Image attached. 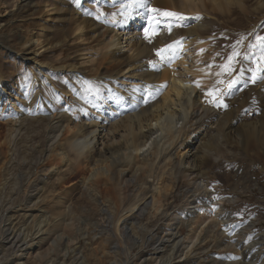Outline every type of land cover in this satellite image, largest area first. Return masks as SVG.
Wrapping results in <instances>:
<instances>
[{"label":"bare ground","instance_id":"1","mask_svg":"<svg viewBox=\"0 0 264 264\" xmlns=\"http://www.w3.org/2000/svg\"><path fill=\"white\" fill-rule=\"evenodd\" d=\"M259 1L260 6H264V0ZM96 2L108 4L107 10L101 9L106 18L101 25L85 21L80 7L70 19L74 23L71 38L80 41L81 72L74 75L78 90L64 93L67 97L64 107L53 109L49 100L48 106L42 108L34 104L39 102L36 96H11L0 84V102L7 97L11 105V114L3 118L5 124L0 123V127L7 128L4 139L0 137V175L1 180L5 179L4 186L9 184L8 179L13 174L18 180L14 173V163L21 156L17 153L18 144L27 138L30 125L37 126L41 136L30 146L34 160L22 157L21 163L28 166L29 173L23 174L19 192L12 187L13 195L5 194L2 198L0 191V206L26 218L33 217L34 210L42 211L45 202L53 203L54 211H58L55 206L62 203V195L69 190L65 182L82 168L88 177L83 181L90 187L100 188L99 192L91 194L104 208L100 216L105 221L97 225L102 228L103 224V231L109 236L112 233L119 243L128 241L129 246L118 247L126 255L133 246L142 251L152 242L156 264H202L200 256L206 253L202 243L212 238L213 246L219 250L217 259H211L213 264L259 263L264 255V233L254 234V222L232 221V215L223 211V205L217 212L218 208L208 196L205 158L216 164L215 158L231 152L218 151L202 143L207 128L220 116L208 106L215 99L212 95L218 90L220 77L212 69L213 63L218 61L217 55L212 56V45L200 31L206 26L205 19L211 17L209 12L232 16L237 5L248 16L247 0H143V6L134 4L133 0H87L84 5ZM152 9L178 13V19L168 20L184 28L185 35L174 47L172 45L165 58L159 57L150 45L148 32L160 20ZM26 43H31L33 49L41 45V49L45 48L43 42L33 38ZM105 60L117 65L119 71L115 75H99ZM31 61V70L38 76L41 67L35 60ZM206 65H211V70ZM35 82L40 79H34L29 85ZM83 86L88 90L83 91ZM147 96H150L149 102L145 100ZM87 110L89 114L85 115ZM1 115L4 117L3 112L0 118ZM231 116L232 113L226 121V129H220L217 124V133L239 150L240 144H245L246 154L253 156L257 163L264 162V124L257 129L261 121H253L240 128L237 117L232 122ZM148 166L149 175L145 176L142 170ZM257 178L264 189V178ZM184 181L188 187H183ZM173 196L187 199L188 203L180 209L169 206L167 202ZM48 213L40 214L37 236L44 235ZM161 216L163 225L155 230L149 228ZM183 224L191 229L188 237L180 233ZM14 233L10 217L4 234L12 241ZM250 237L252 242L244 241V238L249 241ZM5 240L10 244L8 238ZM38 240L27 242L25 250L32 252ZM12 244L13 248L15 243L12 241ZM118 249L116 254L120 253ZM165 254H168L167 260H163ZM21 255L18 261L24 264L26 255ZM196 257L198 259H194ZM125 263L133 264L128 260Z\"/></svg>","mask_w":264,"mask_h":264},{"label":"rangeland","instance_id":"2","mask_svg":"<svg viewBox=\"0 0 264 264\" xmlns=\"http://www.w3.org/2000/svg\"><path fill=\"white\" fill-rule=\"evenodd\" d=\"M86 2L87 0H79L78 3L77 0H0V84L11 96H24L25 94L36 96L39 102L34 104L41 105L43 108L50 102L52 108L57 109L59 106L66 105L67 97L64 93H67L68 90H78L79 87L75 85L77 79L74 75L81 72L79 68L82 51L78 47L80 41L71 38L74 34V23L70 19L74 17L77 8L80 7V15L85 21L101 25L106 19L101 9L104 7L107 10L108 7L106 2L103 4L96 2L94 5L86 7L84 5ZM247 2L250 9L248 16L241 12L237 5H234L232 16L209 12L211 17L205 19L206 26L200 31V34L205 36V39L212 45V56L217 55L218 61L213 63L212 69L220 77L218 90L212 95L215 99L208 103L211 110H216L220 116L211 125L212 127L207 128L208 133L202 143H204L203 146L208 144L215 150H222V152L228 150V153L233 154L229 153L222 158L214 157L216 164L211 162L212 159L205 158L204 163L208 164L206 169L208 177L206 176L205 180L209 185V199L218 208L217 212L221 211L220 208L223 205V211L232 215V221L241 224L254 222V234L257 235L264 233V189L261 186L263 183L257 178L258 176L264 178V167H261L264 166V162L257 163L253 160V156L246 154L243 150L245 144H240L242 146L240 150L234 145L227 144L216 129L218 123L222 127L220 129L227 128L226 121L230 113H232L230 120L233 122L237 117V125H240V128L251 125L253 121H261L257 124V129L264 124V82L262 81L264 39H259L264 38V6H260L259 0H247ZM46 5L49 6L48 9ZM158 10L156 17L160 20L156 21L158 23L148 32V36L151 37L150 45L151 48H154V52L159 57L165 58L167 57L166 53L177 42H180L185 34H183V26L171 21L180 17L178 13V16H165L163 15L165 11ZM173 11L179 12L180 10ZM181 13L183 14V10ZM166 20L168 21L166 22ZM173 30H176V34H173ZM31 38L43 42L45 48L41 49V45L33 49L31 43H26ZM21 49L22 51H20ZM35 51H37L36 59L33 55ZM18 52L20 53L17 55ZM31 60H35L41 67L38 76L34 75L31 70L33 64ZM103 62L99 72L101 77L113 76L119 71L116 64L112 65L106 60ZM210 66H208L209 70H211ZM59 67H63V70ZM89 69L86 68L89 71L88 76L90 75ZM32 76L35 77L32 78ZM38 78L40 82L31 84L33 87L29 85L31 81L33 83L34 79ZM2 88H0V92ZM63 89L65 91H62ZM82 89L83 91L88 90L85 86ZM149 97L147 96L145 99L148 102ZM23 104L26 105L24 102ZM10 107L9 98L5 97L4 100H1L0 113L3 112L4 117L1 115L0 123L3 122V118L9 117L11 114ZM82 109L86 110V108ZM76 114L74 115L77 116ZM88 114L89 110L85 115ZM3 124L5 123L3 122ZM31 126L30 133L26 134L27 138L22 139L18 144L19 151L17 153L21 156L14 163V173H17L18 180L13 174V177L11 175L8 179L9 184L4 186L5 179L2 178V181L0 175L2 198L5 194H12V187H16L15 191L19 192L18 187L23 182V174H26L27 171L29 173L28 166L21 163L22 157L27 161L29 159L33 161L34 152L32 153L30 146L33 145L34 140L41 138L37 132L38 127ZM35 131L36 133H34ZM6 134L7 128L1 126L0 137L2 140ZM216 135L217 138H212ZM149 171L150 167L148 166L142 170V173L147 176ZM86 173L81 168V171H77L71 179H67L65 184L69 190L67 189L68 191L62 195V203L55 206L59 212L54 211L53 203L45 202L42 211L29 210L32 211L33 217L26 218L21 213L11 214L9 210L0 206V236H2L0 264H19L18 259L22 256L21 254L26 255L24 264H126L127 260L133 264L157 263V258L153 255L152 242L147 243L142 251L137 246H133L134 248L129 251V256L120 250L121 248L118 249L120 246L122 248L129 246L128 241L126 244L119 243L112 233L109 236L103 231V224L102 228L97 225V222L103 220L101 209L104 208L95 202L93 199L95 196L91 194L99 192L100 188L90 187L83 181L85 177L88 178ZM184 182L183 187H188ZM15 184L16 186H14ZM182 201L184 199H177L173 196V199L171 198L167 204L172 207L175 205L177 209H180V206L188 203L185 202L187 199ZM44 211L49 212L47 215L48 224L44 225V235L40 237L42 234L37 236L38 225L40 214ZM10 217L15 227V238L12 239L15 243L13 248L10 245L12 244V241L9 240L10 236L4 234ZM162 219L161 216L149 228L155 230L162 226ZM180 229L182 237H188L191 232V229L184 224ZM5 238H8L10 244ZM39 238L42 242L38 240ZM44 238L45 240H42ZM31 240L39 242L35 246V252L33 250L28 253L25 250L26 243ZM244 241L252 242L251 237L249 241L244 238ZM205 242L202 243V247L206 253L201 254L200 261L203 262L202 264H213L211 259H217L219 250L213 246L212 238ZM16 249L19 250L18 253H16ZM117 249L119 254L115 253ZM195 254H198V250ZM167 256L168 254L163 255V260H167ZM194 259H198V257ZM261 259L256 264H264V255ZM167 264H172V262ZM219 264H223V262Z\"/></svg>","mask_w":264,"mask_h":264},{"label":"snow or ice","instance_id":"3","mask_svg":"<svg viewBox=\"0 0 264 264\" xmlns=\"http://www.w3.org/2000/svg\"><path fill=\"white\" fill-rule=\"evenodd\" d=\"M79 2V0H77V3ZM133 3L134 4H138L140 6H143V0H133ZM153 12H158L159 10L158 9H152ZM163 15L165 16H175L177 15V13H174V12H170V11H165L163 13ZM259 39H264V38H259ZM219 106V105H218ZM225 107H227V105H225Z\"/></svg>","mask_w":264,"mask_h":264}]
</instances>
